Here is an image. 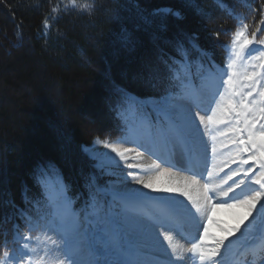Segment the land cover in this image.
Here are the masks:
<instances>
[{
    "label": "snow or ice",
    "instance_id": "obj_1",
    "mask_svg": "<svg viewBox=\"0 0 264 264\" xmlns=\"http://www.w3.org/2000/svg\"><path fill=\"white\" fill-rule=\"evenodd\" d=\"M70 4L77 8V0H70ZM79 9L88 10L89 6L80 4ZM52 12H57V8L53 7ZM168 15L180 18L181 14L172 9H157L151 19L141 17L150 46L140 56L139 68L132 78L158 93V98L151 100V110L128 89L116 86L112 107L123 121V134L114 143L102 142L107 152L83 147L100 176L108 175L116 180L107 181L109 186L104 187L97 183L95 173L90 174L85 184L88 196L77 211L58 170L51 164L41 165L34 179L42 188V196L36 199L34 211L19 208L13 202L16 218L12 222L11 238L7 231L4 233L0 264H184L186 254L195 257L198 264H221L220 257L232 242L229 238L241 232L250 217L255 220L258 206L264 215V35H258L262 29L258 26L248 34L249 25L244 23L234 33L232 56L226 67H217L209 57L208 64L198 63L194 74L189 47L199 48L197 38L195 35L175 40L166 38ZM119 19V13H114L113 20ZM259 24H264V14ZM43 26L49 27L47 19ZM140 27L137 25V30ZM121 43L134 52L142 42L124 29ZM128 113L137 117L135 124L129 122ZM209 126L221 137L231 133L234 138L230 143L236 148L239 163L251 162L259 171L251 166L240 167L219 184L206 182L198 186L199 173L193 159L199 156L206 162L208 145L201 128ZM220 126L225 130L221 131ZM217 135L211 136L213 155L217 153ZM129 143L135 148L122 146ZM133 152L136 158L148 154L155 159L147 166L132 163L129 160ZM177 155L187 161L190 178L173 175V168L182 167L180 161L174 160ZM231 162L237 163V159ZM162 164L168 167H161ZM213 175L208 170V177ZM233 177L241 178L233 180ZM228 181L232 183L229 185ZM132 183L168 195L150 196L141 188L132 187ZM224 185H228L226 189ZM194 186H198V193L202 190V196H192ZM217 191L226 199L213 202ZM104 196H111L107 210ZM178 197H184L191 207ZM22 198L30 203L26 193H22ZM117 203L123 206L122 212L112 211ZM149 206L158 214L148 216L139 211ZM225 207L242 210L232 226L213 219L216 210ZM184 223L192 228L193 239L199 236L187 249L174 245L172 236L167 234L182 228ZM213 227L216 233L211 231Z\"/></svg>",
    "mask_w": 264,
    "mask_h": 264
},
{
    "label": "trees",
    "instance_id": "obj_2",
    "mask_svg": "<svg viewBox=\"0 0 264 264\" xmlns=\"http://www.w3.org/2000/svg\"><path fill=\"white\" fill-rule=\"evenodd\" d=\"M80 4L89 9H79ZM157 9L181 14L166 17V38H197L199 48L189 47L194 74L209 57L217 67L226 65L234 33L244 23L248 34L259 26L258 35H264L259 24L264 0H77V8L70 0H0V245L6 231L11 238L13 202L34 211L41 198L42 188L34 179L41 165L58 170L75 209L88 196L90 174L107 185L83 147L123 134V121L112 107L116 86L148 105L158 98L132 78L150 46L141 17L151 19ZM116 12L118 22L113 20ZM124 29L142 42L134 52L122 46ZM134 118L128 113L130 123ZM2 252L0 247V258Z\"/></svg>",
    "mask_w": 264,
    "mask_h": 264
},
{
    "label": "rangeland",
    "instance_id": "obj_3",
    "mask_svg": "<svg viewBox=\"0 0 264 264\" xmlns=\"http://www.w3.org/2000/svg\"><path fill=\"white\" fill-rule=\"evenodd\" d=\"M264 27V24H262ZM254 54H258V53H254ZM231 58L228 59L227 63L229 62ZM226 63V65H227ZM226 65H224L226 67ZM196 83L199 85L201 84V81L199 80V78H196ZM211 86V85H209ZM217 100H219V97L216 98ZM150 104L149 103V108L148 111H150ZM215 103L212 104V107H215ZM203 114V113H202ZM208 114L211 115V108L208 109ZM155 118V114L153 113V119ZM135 122L137 121V118H134ZM134 120H132L131 124H134ZM199 122V121H197ZM213 126H209L208 128H201V132L204 134V141L205 143L208 145L207 148V159L206 162L199 156L194 157L193 159V164L195 165L198 173H201L199 175H197V180H198V186H202L204 183H212V184H219L221 182V180L226 179V177L228 175L231 174L232 171L236 170L237 168L243 167L245 168L247 165H241L239 163V158L236 156V148L230 143L231 139H233L234 137L232 136L231 133H229L227 136L221 137L219 135H217L216 132H213L212 129ZM220 130L224 131L225 128L224 126H220ZM212 135H217V140L215 141V147L217 148V153L215 155H213L212 153V146H213V141L211 140V136ZM118 139V138H117ZM117 139H115L112 142L109 143H114L117 141ZM100 141V140H99ZM106 140H101V143L97 144L95 143V145L93 146L97 151H101V152H107L109 151L108 149H105L103 147V143ZM226 145V146H225ZM123 147H132L135 148L134 144H126V145H122ZM114 155V154H113ZM246 156V155H245ZM130 160L129 162L132 163H142L143 165L147 166L152 164L153 160L155 159V157L148 155V154H144L142 158H136L135 157V152L130 154ZM236 158L237 159V163H232V159ZM175 161H180L181 166H178L176 168H173L172 172L173 175L176 178L179 179H185V178H190L192 176V173L190 171H187V167H188V163L187 161H182L180 159V156L177 155L174 158ZM225 165H227V167H225ZM200 166H204L202 169H200ZM161 167H168V165L166 164H162ZM252 167L254 168L255 171H259L258 166L257 165H252ZM257 168V169H256ZM221 169H223V171H221ZM208 170H212L214 172V175L212 178L208 177ZM128 169H125V172H127ZM133 171H138V170H133ZM201 171V172H200ZM142 175H147L149 173H141ZM105 177L107 178L108 181H115L116 177H112V176H108L105 175ZM234 178V177H233ZM241 177H235L233 180H239ZM232 183V181H228V184L230 185ZM109 185L107 184L104 187H108ZM132 187H136V188H141L140 185H136L134 183L131 184ZM198 186H194L191 194L194 198H197L198 196H202V190L198 193L197 192V187ZM228 185H224L223 187L226 189ZM253 187H258L253 185ZM142 191L148 192V194L150 196H166L168 194L166 193H158V192H151L150 190L147 189H142ZM239 191V190H237ZM217 194V195H216ZM216 196H219V191H217L214 194L213 197V202H215L217 200ZM180 200H182L185 204L188 205V207H191V204L184 198V197H178ZM103 199L105 200V206H106V210H107V202L111 200V196H104ZM221 200V198L219 199ZM81 209V208H80ZM80 209H76L77 211H79ZM112 211L114 212H122L123 211V206L120 205L119 203L115 204L112 207ZM140 212L150 216L153 215V213L158 214L157 210L154 208L149 207H144L142 209H139ZM241 212V211H240ZM255 216V220H253L252 217L249 218L248 221L245 222V225L242 226V231L237 233L234 237H230L229 239L231 241H234L236 239V237H239L241 235L247 234L250 237L253 236L252 240L255 239H259L261 236L264 237V235H262V233H264V215H261L259 212V206L257 211L254 213ZM214 220H219L222 221L225 225L227 226H232L235 223H228L226 224V220L224 219V217H218V218H214ZM187 224V223H186ZM185 226V229L187 230L190 229V231L193 233L192 228L187 224ZM246 227V229H245ZM200 231H202V224H201V228ZM213 233H216L215 231V227L214 230L212 231ZM168 235L172 236V242L174 245H178L181 249H187L191 247V243L194 242L195 240H198L199 236L195 235L194 239L193 237L190 236L191 238L190 240L187 238L182 237L177 230L174 231H170L167 233ZM36 235V234H34ZM40 239H43V235H40ZM161 240H163V237H161ZM238 242H235V244H237ZM165 247H167V244L165 243ZM229 248H232L231 244L229 245ZM227 252V249L224 251L222 257L225 256V254ZM196 258L192 257L191 254H186V259L184 264H196ZM189 262V263H188ZM253 264H264V249L263 251L252 261ZM242 264V263H241Z\"/></svg>",
    "mask_w": 264,
    "mask_h": 264
},
{
    "label": "bare ground",
    "instance_id": "obj_4",
    "mask_svg": "<svg viewBox=\"0 0 264 264\" xmlns=\"http://www.w3.org/2000/svg\"><path fill=\"white\" fill-rule=\"evenodd\" d=\"M244 158L246 159L247 157L245 156ZM250 166L252 167L251 162H249V165H247L245 168L250 167ZM203 167L204 166H200V169H202ZM250 175H252V174L250 173ZM216 198L217 199L221 198V200H225L226 199V198L221 197V196H218V197L216 196ZM241 213H242L241 209H238V208L229 209V208L225 207V208H220V209L216 210V212L214 213L213 216H214V218L224 217V219L226 220V224H228V223H236L237 222V217ZM245 229H246V227H245ZM213 230H214V227L211 229V231H213ZM215 231H217V230L215 229ZM252 238H253V236L250 237L249 235L244 234V235H241L239 237H236V239L231 242L232 248H229V246H228V253H230V255L228 257L232 258L231 259L232 261L230 262V264H234V263H237V262H244L245 261V259H246L245 256L247 254L242 251L244 246H252V245H254L252 250H251L252 256H255L259 252V250H261L263 248V243H261L258 240H255V239L252 240ZM235 242H238V243L235 244ZM233 261H234V263H233Z\"/></svg>",
    "mask_w": 264,
    "mask_h": 264
}]
</instances>
